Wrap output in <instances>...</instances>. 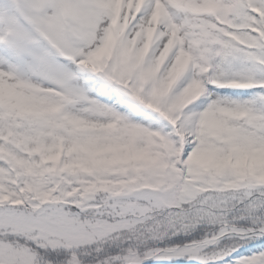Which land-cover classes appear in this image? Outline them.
Wrapping results in <instances>:
<instances>
[{
  "label": "snow or ice",
  "instance_id": "snow-or-ice-1",
  "mask_svg": "<svg viewBox=\"0 0 264 264\" xmlns=\"http://www.w3.org/2000/svg\"><path fill=\"white\" fill-rule=\"evenodd\" d=\"M0 264H264V0H0Z\"/></svg>",
  "mask_w": 264,
  "mask_h": 264
}]
</instances>
